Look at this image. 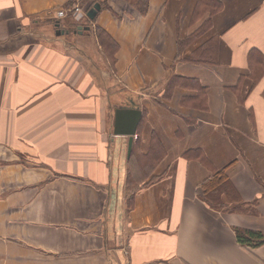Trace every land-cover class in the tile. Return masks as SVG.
<instances>
[{
	"label": "crops",
	"instance_id": "1",
	"mask_svg": "<svg viewBox=\"0 0 264 264\" xmlns=\"http://www.w3.org/2000/svg\"><path fill=\"white\" fill-rule=\"evenodd\" d=\"M94 1L79 32L53 18L71 0H0V264H264L235 236L264 234V0ZM124 107L147 174L114 134Z\"/></svg>",
	"mask_w": 264,
	"mask_h": 264
},
{
	"label": "trees",
	"instance_id": "2",
	"mask_svg": "<svg viewBox=\"0 0 264 264\" xmlns=\"http://www.w3.org/2000/svg\"><path fill=\"white\" fill-rule=\"evenodd\" d=\"M210 1L204 0L203 2L204 6H202L203 7L202 13L205 10L209 9L210 15H211L212 13H214V11H216L219 8L220 3L217 0H214L215 2L213 4L215 5L213 4L210 5L211 4ZM92 3H95V1ZM135 5H136L138 12L141 14H144L148 9V0H136ZM200 5L201 4L199 3V6ZM89 8H91V5L87 9ZM88 20L91 21L90 19ZM77 26L78 25H76L75 23V26L73 27V29L72 28L71 29L76 30ZM203 29L204 28H201V30ZM95 33L98 38L99 44L101 45L105 54H107L108 57H110L111 60L113 61L114 59L113 55L116 52L117 43L106 32H104L98 27L95 28ZM258 52L259 51H257L256 49H250L248 53L249 67L251 70L250 78L253 80V84H255L264 75V56ZM263 94H264V91H263ZM152 152L154 153V150L149 151L146 154H142L143 157H141L140 155H137L136 157V153L135 154L133 153V148H132L131 154L128 160V162L130 163L129 166H132L133 162L134 163L138 162L139 164L142 165V167H140V171L144 172V174H147L151 169L154 168V165L152 164V161L154 159ZM134 155H135V159H134L135 161L132 162L131 160L132 158H134ZM129 180H130V172L127 175V183ZM202 186L203 188H205V192H204L206 194V196L204 197L205 200L209 201V205L214 209L224 208V203L220 200L221 193L227 194L228 196L234 195V190L231 184L229 183V181L226 179L223 170L217 171L214 174L213 178H210L209 181L203 183ZM210 188H212V190L207 192ZM235 236L239 244L247 248H257L261 245H264V234L258 231L235 228Z\"/></svg>",
	"mask_w": 264,
	"mask_h": 264
},
{
	"label": "water",
	"instance_id": "3",
	"mask_svg": "<svg viewBox=\"0 0 264 264\" xmlns=\"http://www.w3.org/2000/svg\"><path fill=\"white\" fill-rule=\"evenodd\" d=\"M100 6L95 3L93 7L87 12L89 19H93L97 10ZM79 32H81V26H78ZM141 117V112L138 109L132 108H119L115 111L114 116V134L128 136V152L131 151V146L133 142V136L136 133V127L138 125L139 119Z\"/></svg>",
	"mask_w": 264,
	"mask_h": 264
},
{
	"label": "built area",
	"instance_id": "4",
	"mask_svg": "<svg viewBox=\"0 0 264 264\" xmlns=\"http://www.w3.org/2000/svg\"><path fill=\"white\" fill-rule=\"evenodd\" d=\"M82 0H71V4L67 8H60L54 12V18L62 19L68 14L74 17L76 22H82L86 18V11L83 8Z\"/></svg>",
	"mask_w": 264,
	"mask_h": 264
},
{
	"label": "rangeland",
	"instance_id": "5",
	"mask_svg": "<svg viewBox=\"0 0 264 264\" xmlns=\"http://www.w3.org/2000/svg\"><path fill=\"white\" fill-rule=\"evenodd\" d=\"M52 14H54V13H52ZM52 14H51V16H52ZM54 16V15H53ZM66 19H68L67 20V22L64 24L65 26H68L70 29L72 28L73 29V27L75 26V23H76V21H75V19H74V17L73 16H71L70 14H68L65 18H64V20L66 21ZM82 42L86 45H93L92 47L94 48V44L92 43V41H90L89 39H85V38H83L82 39Z\"/></svg>",
	"mask_w": 264,
	"mask_h": 264
}]
</instances>
